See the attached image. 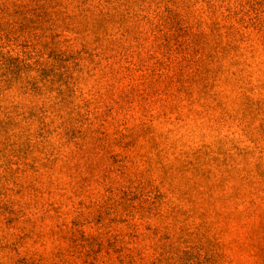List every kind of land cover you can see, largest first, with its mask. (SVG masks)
Here are the masks:
<instances>
[{"label": "rangeland", "instance_id": "1", "mask_svg": "<svg viewBox=\"0 0 264 264\" xmlns=\"http://www.w3.org/2000/svg\"><path fill=\"white\" fill-rule=\"evenodd\" d=\"M0 264H264V0H0Z\"/></svg>", "mask_w": 264, "mask_h": 264}]
</instances>
